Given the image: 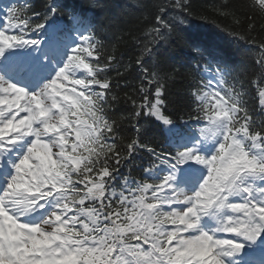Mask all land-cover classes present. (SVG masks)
Listing matches in <instances>:
<instances>
[{"label":"snow or ice","instance_id":"obj_1","mask_svg":"<svg viewBox=\"0 0 264 264\" xmlns=\"http://www.w3.org/2000/svg\"><path fill=\"white\" fill-rule=\"evenodd\" d=\"M213 11L226 44H195L177 115L155 57L193 45L191 0H152L141 35L108 0L0 8V264H264V0Z\"/></svg>","mask_w":264,"mask_h":264},{"label":"trees","instance_id":"obj_2","mask_svg":"<svg viewBox=\"0 0 264 264\" xmlns=\"http://www.w3.org/2000/svg\"><path fill=\"white\" fill-rule=\"evenodd\" d=\"M39 2V0H37ZM69 3H80L87 5L90 0H67ZM152 0H108V3L111 6V10L115 13H122L123 17L126 21L125 27L123 29L125 34H128L131 30L132 34L141 35L143 29L141 28V22L143 17L147 15L146 12H143V7L150 4ZM193 8L196 10L197 15L189 18V22L191 23V30L188 34L190 37L194 39V43L192 46H189L185 41H180L177 44L171 45H160L157 49V56L155 59H158L162 65L165 67H172L178 70L179 75L173 73L171 75V80L169 82V92L171 99L175 101L174 105H169L170 109H176L177 115H179V109L183 107V99H184V77L188 72L189 65L195 63L197 57V49L195 47L196 43H199L201 47L204 46H223L226 44V33L217 29L212 21L216 19V14L213 11V6H219L224 3H229L233 6L240 7L245 0H191ZM131 7L127 8H118L116 5H128ZM206 16V19H200L199 16ZM137 17L140 19L138 20ZM99 19V16H97ZM223 19V18H221ZM220 23L218 19L216 21ZM231 21H225L222 25L230 26ZM182 28L188 27L187 24L182 25ZM247 24H243L242 28L246 29ZM140 29L139 32L136 30ZM255 35L258 38L264 37V32H259L257 30ZM101 39H104L106 43H109V40L101 35ZM230 40V38H228ZM111 43H115V41H111ZM117 55L121 59V63L127 67V71L125 72V79L127 82L132 85L136 83L135 77L139 72V69L135 66L134 60L139 55V51L131 39V35H125L124 39L117 44ZM229 51L232 54V57L235 61L241 64V67L246 64L247 58L244 55V50L240 48L236 42H231L229 46ZM146 64L150 65L153 63L154 57H146ZM123 70V69H122ZM114 75V73H113ZM121 108L126 107L121 101ZM161 136L159 134H155V144L159 143V147L163 146L162 141H159ZM154 144V145H155ZM153 145V146H154Z\"/></svg>","mask_w":264,"mask_h":264}]
</instances>
